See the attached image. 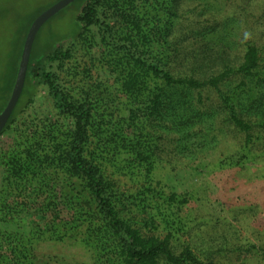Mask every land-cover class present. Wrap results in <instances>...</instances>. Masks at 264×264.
Returning <instances> with one entry per match:
<instances>
[{
    "label": "trees",
    "instance_id": "trees-1",
    "mask_svg": "<svg viewBox=\"0 0 264 264\" xmlns=\"http://www.w3.org/2000/svg\"><path fill=\"white\" fill-rule=\"evenodd\" d=\"M207 1L73 0L38 29L0 131V264L264 256L225 228L211 227L201 244L176 243L153 210L191 199L154 180L162 162L204 167L223 145L211 171L264 162V0H236L225 17ZM51 4L15 16L0 8V21L14 25L0 50V112L27 30ZM66 7L73 30L57 33L50 21ZM41 244L80 248L85 260Z\"/></svg>",
    "mask_w": 264,
    "mask_h": 264
},
{
    "label": "rangeland",
    "instance_id": "rangeland-1",
    "mask_svg": "<svg viewBox=\"0 0 264 264\" xmlns=\"http://www.w3.org/2000/svg\"><path fill=\"white\" fill-rule=\"evenodd\" d=\"M54 1L0 0V8L7 10L9 15H25ZM207 2L217 9L219 17L229 16L238 10L236 0ZM73 16V8L66 7L61 19L52 20L50 24L57 33H70L73 30ZM11 27L14 25L0 21V43L3 40L1 52L5 49L6 40L11 38ZM5 140L4 136L0 138V142ZM222 147L220 151L211 152L203 158V162L210 160L204 167L203 163L198 164L196 161L172 165L162 162L161 166L165 168L158 166L153 177L164 190L176 192L181 195L180 198L191 196L185 204L155 203L153 210L158 216L156 221L161 226L160 231H171L175 242L179 244L191 240L201 244L204 242L203 236L210 233L211 227L225 228L233 231L234 241L238 239L241 242L247 238L258 247H264V162L260 160L211 171V163L223 158L221 151L228 148L225 145ZM163 217L168 220L167 223H162ZM41 250L85 260L83 250L77 247L41 244ZM228 255L230 260L224 258V264H264L261 250L241 260L236 258V254Z\"/></svg>",
    "mask_w": 264,
    "mask_h": 264
},
{
    "label": "water",
    "instance_id": "water-1",
    "mask_svg": "<svg viewBox=\"0 0 264 264\" xmlns=\"http://www.w3.org/2000/svg\"><path fill=\"white\" fill-rule=\"evenodd\" d=\"M72 1L73 0H57L56 2L51 4L48 8L40 12L31 22L23 42V47L20 55L15 82L13 84L9 99L3 110H1L0 112V131L5 125L22 90L30 49L38 29L55 13H57L59 10L64 8Z\"/></svg>",
    "mask_w": 264,
    "mask_h": 264
}]
</instances>
